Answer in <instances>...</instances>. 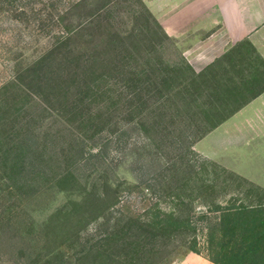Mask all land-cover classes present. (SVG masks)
<instances>
[{"label": "rangeland", "instance_id": "rangeland-1", "mask_svg": "<svg viewBox=\"0 0 264 264\" xmlns=\"http://www.w3.org/2000/svg\"><path fill=\"white\" fill-rule=\"evenodd\" d=\"M155 2L86 0L71 44L40 66L47 31L0 12V152L30 137L38 183L18 195L0 182V264H131L136 251L179 264L203 256L194 244L210 251L214 204L264 203V97L199 139L243 98L225 92L246 91L261 53L212 38L216 27L169 33ZM159 208L189 226L131 244L137 218Z\"/></svg>", "mask_w": 264, "mask_h": 264}, {"label": "trees", "instance_id": "trees-1", "mask_svg": "<svg viewBox=\"0 0 264 264\" xmlns=\"http://www.w3.org/2000/svg\"><path fill=\"white\" fill-rule=\"evenodd\" d=\"M85 1L0 0V12H11L13 18L17 21L34 22L40 29L47 31L48 36L52 38V46L36 61V66H40L49 58V54L71 44L70 41L77 34L76 24L71 20V16L75 9ZM103 8L105 7L95 9L91 15L101 13L104 10ZM245 40L254 46L249 39ZM257 55L262 62V68H258L249 80L243 82L247 86L246 91L244 89H234L225 92L227 98L239 95H243V98L234 108L229 109L219 120L206 128L200 134L199 139L264 93V58L259 53ZM216 62L209 65L210 68L215 66ZM188 66L192 67L191 65ZM40 83L55 87L51 77L45 76V79L41 80ZM257 85H261V87L256 88ZM85 87L87 89L93 88L92 86ZM23 139L20 144L14 143L15 139L8 140L7 144L9 146L7 145L5 149L2 148L3 150L0 152V172L2 171L3 177L0 182L4 181L14 193H20L18 195L31 194L38 185L33 175L34 167L37 165L36 152L30 143V137L26 136ZM11 208L13 209L12 205L4 208L3 214L11 217L13 214ZM211 209L218 212L219 215L216 222L209 228L210 251L207 254L208 258L215 264H264V203H217ZM207 217L206 212L203 211L198 219L203 220ZM137 219L136 224L140 232L128 236L130 239L132 238L131 241L133 242L131 244L146 241L149 238L155 240L163 235H171L179 229L187 228L190 224L189 219L177 217L173 213L165 212L160 208L149 217H139ZM127 225L132 230L135 227V220L127 223ZM121 231V229L116 228L110 235V240L116 239L117 242H121L123 238H126L119 236ZM191 249L203 254L202 251L196 248V244ZM141 252H135L136 255L133 257L131 264H149V257H145L146 252Z\"/></svg>", "mask_w": 264, "mask_h": 264}, {"label": "crops", "instance_id": "crops-1", "mask_svg": "<svg viewBox=\"0 0 264 264\" xmlns=\"http://www.w3.org/2000/svg\"><path fill=\"white\" fill-rule=\"evenodd\" d=\"M154 6L169 33L178 35L181 29L192 26L196 29L216 27L212 38L227 37L231 43L248 38L264 57V0H156ZM223 47L218 43L214 50L219 52ZM262 97L264 93L255 100ZM244 170L236 168L245 175ZM179 264L215 263L203 253V256L190 254Z\"/></svg>", "mask_w": 264, "mask_h": 264}]
</instances>
